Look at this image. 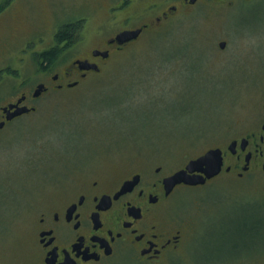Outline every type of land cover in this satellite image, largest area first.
<instances>
[{"label": "rangeland", "instance_id": "374dc122", "mask_svg": "<svg viewBox=\"0 0 264 264\" xmlns=\"http://www.w3.org/2000/svg\"><path fill=\"white\" fill-rule=\"evenodd\" d=\"M9 1L0 15V106L40 82L49 92L31 102L34 113L0 130V245L7 264L23 250L30 203L98 174L116 179L154 165L173 172L227 139V126L249 115L264 90V0H200L160 23L154 18L173 1ZM79 19L77 43L49 74L39 71L36 56L55 44L54 31ZM145 21L148 31L111 52L100 73L75 88L52 89L50 75L101 48L121 27ZM173 207L192 226L186 253L193 264L264 257L261 177L182 187Z\"/></svg>", "mask_w": 264, "mask_h": 264}, {"label": "flooded vegetation", "instance_id": "af4514ba", "mask_svg": "<svg viewBox=\"0 0 264 264\" xmlns=\"http://www.w3.org/2000/svg\"><path fill=\"white\" fill-rule=\"evenodd\" d=\"M171 1L173 2H167L162 7L158 5L161 10L160 15L154 18L155 23L172 18L178 8L189 7L200 0ZM213 1L231 4L234 0ZM5 11L7 6L0 11V15ZM126 20L128 19L123 21L124 25ZM71 23L78 25L77 41L82 21L79 19ZM149 27L150 23L146 21L138 27H121L112 37L104 40L101 48H93L87 57L71 60L63 70L50 75L52 89L59 91L75 88L90 73H100V64L111 56V52H119L138 41ZM137 29L141 31L136 39L121 44L113 41L119 33ZM56 31L57 29L54 34ZM222 42L225 44L223 48L220 47ZM225 46L226 41H220L217 45L220 50ZM94 51L107 52V57L93 56ZM75 61L96 64L98 71L80 70L74 64ZM74 74L77 77H73ZM39 84H43L45 90L34 97L33 93ZM47 92L49 86L40 82L32 91L21 92L14 101L0 106V130L14 120L34 113L36 107L31 102ZM10 104H18V107H25L28 111L7 119L2 108ZM13 111L14 109L10 112ZM227 130L231 131V135L220 145L195 156L196 159L210 149H219L221 152L220 171L206 179L202 185L180 183L172 188L166 185L165 179L184 169L187 162L169 173L161 166L154 165L151 168H136L116 179L98 174L90 180L81 179L57 194L36 199L28 205L25 217L23 216L25 243L14 264H193L186 253L194 235L190 231L193 229L173 207L175 194L182 187H200L210 182H220L224 178L236 183L246 177H261L264 180V90L249 115L229 124ZM1 247L0 245V264H7V256ZM261 255L263 254L255 255L257 259H251L248 263L264 264V257H260ZM249 256L209 264H247L246 260L253 258Z\"/></svg>", "mask_w": 264, "mask_h": 264}, {"label": "water", "instance_id": "95a60500", "mask_svg": "<svg viewBox=\"0 0 264 264\" xmlns=\"http://www.w3.org/2000/svg\"><path fill=\"white\" fill-rule=\"evenodd\" d=\"M194 2L195 0H191ZM140 29L134 31H125L116 35L113 41L118 43H125L132 39H136L140 33ZM224 43H220V47H224ZM93 56L107 57V52L94 51ZM74 64L78 66L80 70H93L98 71L96 64H90L87 61H75ZM55 79V77H53ZM73 85V84H72ZM71 86V85H69ZM45 90L43 84L37 85L33 96L37 97L41 92ZM20 103V100L18 101ZM14 109L13 112H10ZM3 112L6 113L7 119H11L14 116L20 115L28 111L25 107H18V104H10L7 107L2 108ZM221 167V152L219 149H210L203 155L196 159L188 161L184 169L176 171L173 175L165 179V183L169 188L174 187L176 184H186L189 186H197L205 183L206 179H210L215 176Z\"/></svg>", "mask_w": 264, "mask_h": 264}, {"label": "trees", "instance_id": "16d2710c", "mask_svg": "<svg viewBox=\"0 0 264 264\" xmlns=\"http://www.w3.org/2000/svg\"><path fill=\"white\" fill-rule=\"evenodd\" d=\"M9 0H3L0 3V11L7 6ZM80 24V23H79ZM78 25L71 22H65L58 26L54 34L55 44L47 50H43L36 56V65L39 71L49 74L52 68L57 64L59 57L67 47L76 42Z\"/></svg>", "mask_w": 264, "mask_h": 264}]
</instances>
